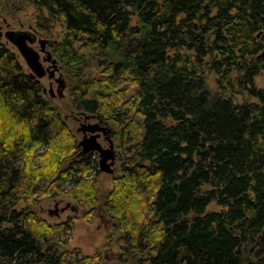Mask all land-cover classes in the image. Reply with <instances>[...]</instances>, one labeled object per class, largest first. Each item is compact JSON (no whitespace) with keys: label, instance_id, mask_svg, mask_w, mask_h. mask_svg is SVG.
Wrapping results in <instances>:
<instances>
[{"label":"trees","instance_id":"obj_1","mask_svg":"<svg viewBox=\"0 0 264 264\" xmlns=\"http://www.w3.org/2000/svg\"><path fill=\"white\" fill-rule=\"evenodd\" d=\"M5 7L33 8L43 34L63 28L49 44L72 108L119 126L122 174L103 212L121 264H264V0ZM94 155L0 41V264H102L70 247L71 221L35 210L61 196L95 208Z\"/></svg>","mask_w":264,"mask_h":264},{"label":"rangeland","instance_id":"obj_2","mask_svg":"<svg viewBox=\"0 0 264 264\" xmlns=\"http://www.w3.org/2000/svg\"><path fill=\"white\" fill-rule=\"evenodd\" d=\"M8 0H0V31L5 33L7 31H16V32H30L31 34L37 36L38 40H47L48 42L53 43L61 39L63 34V28L57 26L54 29V34H43L35 29V10L33 8H28L25 11L12 16L9 13L6 4ZM0 41L9 49L12 53L17 55L20 64L24 68V71L27 75L31 74L30 69L28 68L25 60L22 58L17 48L10 43L4 36L0 38ZM47 47L48 51L51 53V47ZM33 48L37 51H40L39 43L32 45ZM45 57L41 53V61ZM45 68L50 66V63L43 62ZM64 75V73L61 71ZM58 77V74H57ZM66 78V77H65ZM53 83V88L56 91L57 84L56 82L50 80L47 76L40 80V86L42 89L43 97L47 100H50L54 105H57L63 109V118L68 124L70 130L77 139V144L83 139V134L78 132V129L85 120L81 113L75 111L69 101L68 89L69 81L66 79V90L65 98H51L48 91L50 89V84ZM255 86L257 88H264V71L256 77ZM213 88H216L213 86ZM46 91V92H45ZM249 100V98L247 97ZM96 120H91L89 123H96ZM109 127L112 130V136L116 143V151L118 154V159L115 165V173L109 175L99 170V155L95 154L97 169L91 175V178L95 179L97 182V193H98V203L95 208L89 209L82 207L78 202L69 199L66 196H61L53 199H44L42 203L35 209L37 216L46 220L50 224H59L65 222H72L73 229L69 231L70 240L69 245L71 248L79 249L84 255H93L99 254L101 256L102 264H121L125 261L126 255L118 248L117 246V237L119 232L115 229L116 221L112 219L109 215L103 212L104 201L107 194L113 188V179L121 176L122 174V149L120 148V141L117 135L119 126L115 122H110ZM104 147L108 148V143L104 140L100 141ZM60 202V208L64 207L67 203L78 207V213L67 210L59 215H50L49 211L55 209V204ZM79 205V206H77ZM20 207L24 208L25 205L22 204ZM221 209L215 204H211L208 208V211H220ZM107 222L105 227L102 223V219Z\"/></svg>","mask_w":264,"mask_h":264},{"label":"water","instance_id":"obj_3","mask_svg":"<svg viewBox=\"0 0 264 264\" xmlns=\"http://www.w3.org/2000/svg\"><path fill=\"white\" fill-rule=\"evenodd\" d=\"M5 37L10 43H12L25 60L28 68L31 71L30 77L32 79H36L40 81L44 77H48L50 80L55 81L57 84L56 91L53 86L50 85V89L48 91L51 98H64L65 90H66V81L63 75L56 76L57 72H59V65L56 59L53 58L52 54L47 50L48 41L47 40H39L40 51H37L33 48L32 45L36 43L37 36L31 34L30 32H16V31H7L2 33L0 31V38ZM41 53L45 55V57L41 61ZM264 57V53L261 55ZM43 62L50 63V67L45 68ZM46 92V91H45ZM84 120L89 121L94 119L93 116L82 113ZM79 133L83 134V139L79 142V147L81 148V155H87L90 153H97L99 155V170L100 172L112 175L114 174V166L116 162V151H115V143L111 135V128L109 125H103L99 122L96 123H84L78 129ZM103 135L105 139L108 140L109 147L105 148L99 142V138ZM67 210H71L72 212L78 213V207L72 205L71 203H67L64 207L60 208V202L55 204V209L53 211H49L50 215H59V213H63ZM103 225L106 227L107 222L103 220L101 217Z\"/></svg>","mask_w":264,"mask_h":264},{"label":"flooded vegetation","instance_id":"obj_4","mask_svg":"<svg viewBox=\"0 0 264 264\" xmlns=\"http://www.w3.org/2000/svg\"><path fill=\"white\" fill-rule=\"evenodd\" d=\"M37 42H39V40H38V38H37V41H36V43ZM35 44V43H34ZM49 46V42H48V45H47V47ZM48 50V49H47ZM50 67V66H49ZM48 68V67H47ZM57 74H58V76L59 75H62V73H61V68L59 69V72H57ZM57 74H56V76H57ZM55 82V81H54ZM50 85H52L53 86V83L52 84H50ZM92 120H95V119H92ZM89 121H91V120H89ZM89 121H85L84 123H89ZM103 125H106V124H103ZM110 138H112L113 140H114V138H113V136H112V132H111V135H110ZM101 140H104L106 143H108V140L107 139H105V137L103 136V135H101V137L99 138V142L101 141ZM101 143V142H100ZM114 143H115V140H114ZM104 147V146H103ZM108 147H109V143H108ZM105 148H107V147H105ZM115 151H116V143H115ZM94 154H97V153H94ZM117 159H118V154H117V151H116V162H117ZM116 162H115V165H116ZM114 173H115V166H114ZM113 175V174H112Z\"/></svg>","mask_w":264,"mask_h":264}]
</instances>
